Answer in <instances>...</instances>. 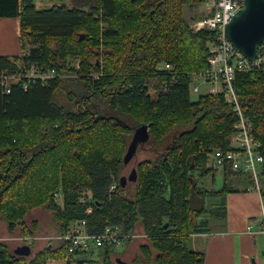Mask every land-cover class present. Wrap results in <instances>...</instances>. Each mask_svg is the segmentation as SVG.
<instances>
[{"label": "trees", "instance_id": "1", "mask_svg": "<svg viewBox=\"0 0 264 264\" xmlns=\"http://www.w3.org/2000/svg\"><path fill=\"white\" fill-rule=\"evenodd\" d=\"M49 1L53 4L39 6L38 0H0V17H19L23 46L26 38L35 45L21 56H0V70L25 63L60 71L75 60L83 69L76 73L77 81L83 80L88 94L76 102L84 109L76 107L65 114L53 99L63 81L58 77L47 84L28 79L26 89L24 82L15 83L10 92L0 87V212L9 231L18 225L29 234L37 230V221L30 229L24 218L42 205L52 213L59 234L81 219L91 233L108 225L133 232L141 218L145 234L159 252L156 264H204L203 255L190 243L192 216L204 211L207 194L192 183L188 170L205 173V151L213 146L230 148V133L238 119L221 94L191 98V74L207 65L212 36L195 30L184 17V8L209 0ZM159 61L173 69H163ZM87 70L99 76L83 75ZM235 86L244 112L254 121L264 156V73H242ZM133 123H149L146 144L153 145L158 155L136 167L139 185L134 199H123L128 208L105 221L102 212L109 189L114 195L123 192L119 171ZM176 127L183 128L173 130ZM168 135L172 142L164 144ZM117 177L119 185L113 183ZM82 181H88L96 201L103 204L91 215L69 194L65 207L54 198L61 186ZM260 183L264 196V163ZM227 190L234 189L225 180L221 193ZM121 203L122 199L114 202L112 210L120 213ZM50 244L30 261L0 244V264H47L66 256L64 241ZM141 252L148 260L153 256L150 245H143ZM90 256L82 252L77 263L87 259L99 264Z\"/></svg>", "mask_w": 264, "mask_h": 264}, {"label": "built area", "instance_id": "2", "mask_svg": "<svg viewBox=\"0 0 264 264\" xmlns=\"http://www.w3.org/2000/svg\"><path fill=\"white\" fill-rule=\"evenodd\" d=\"M209 1L213 5L212 13L192 24V27L197 31L210 32L212 38L209 44L207 65L201 71L191 74L190 92L199 93L202 86H207V90L202 94L223 95L227 103L236 111L238 119L230 137V148H213L209 152L208 163L210 167L223 171H231L240 175L249 173L256 189L260 190V177L264 163V156L261 153L262 143L256 135L252 117L247 115L241 106L235 80L242 73L252 71L264 73V44L259 46L257 57L250 60L227 38L226 27L233 16L244 6L245 0ZM162 68L173 69L172 65L167 62L163 64ZM58 76L59 73L55 68L43 69L34 64L27 66L25 63H21L13 70L10 68L0 70V87L6 92H10L12 84L24 82L26 89L28 79H40L47 84L50 79ZM196 80L200 82L193 84ZM115 187L116 185H113L112 189ZM60 197L61 192L54 194L55 201H58ZM86 224L85 219L78 220L75 224L70 225L63 234L55 237L67 244V254L64 258L68 264H78L77 258L82 252L86 254L94 249L120 246L124 241L130 240L134 236L132 232L122 231L119 226H106L102 231L91 233L87 230ZM262 227L264 232V212ZM251 228L250 225L249 229ZM24 238L25 244L32 247L33 238L30 236ZM82 264H92V262L86 259Z\"/></svg>", "mask_w": 264, "mask_h": 264}, {"label": "rangeland", "instance_id": "3", "mask_svg": "<svg viewBox=\"0 0 264 264\" xmlns=\"http://www.w3.org/2000/svg\"><path fill=\"white\" fill-rule=\"evenodd\" d=\"M51 4H53V2L49 1V0H38L39 6H47V5H51ZM212 11H213V5H212L211 1H207L205 3H201V4H198L195 6L187 5L184 8V17L189 21V24L192 25L194 23V21H197V20L204 18L205 16L211 14ZM25 41H26L25 42L26 50L28 52L35 45L30 43L27 38L25 39ZM89 62L92 63L93 60H90ZM164 62L165 61H159L158 64L161 66L162 64H164ZM81 67L82 66L79 64V62H77V64H76L75 60H73V61L70 60L69 62H67L65 69H62L60 71L57 70L59 73L58 79L63 80V81L61 83V86L58 87L57 89H55V92L53 94V99H54L56 105L60 106L63 109L65 114L71 112L72 110H75L76 107H80L81 109L85 108L84 104L82 105L81 102H79L76 106V102L80 101L83 96L88 94L87 90H86L87 92L83 91V89H84L83 80H82V82L77 81L78 74H82V72H83V69L81 70ZM87 71L84 72L83 75H85V73H91L95 77L99 76V73H97L96 71L95 72L94 71H90V72L88 71L87 72ZM77 72H78V74H76ZM198 82H200V81L196 80V81H194L193 84H196ZM206 90H207V86L204 85L201 87V91L199 93H195V92L191 91V98L193 100H196L198 98V96L200 94L204 93ZM36 123H38V122H35L34 124H36ZM139 124H141V123H136V124L133 123L131 126H132V128L135 129L136 126H138ZM181 128H183V127H176L173 130L181 129ZM232 133L233 132L230 133V137H231ZM169 134H171V132ZM132 135H133V133L130 136L129 142L131 141ZM172 138H173L172 135H168L167 138L164 140V144L165 143H171ZM214 147L215 146L210 147L209 149H207L205 151L206 164L204 166L206 169H208L205 173H203V170L202 171L198 170V168H196V169L192 168V169L188 170V176L190 177L192 183L195 184L199 189H201V191H202V189H204L203 191H205V193L207 194L205 196L204 203L202 204V206H204V208L208 211H212V208H215L216 193H213V192H215L217 187L221 186L225 180H226V182H229L230 187H232L233 189H237L238 186L240 187L242 185L251 186L254 183V181L251 178L249 173H245L243 175L238 176L237 174H233L229 171H223L222 169H216V168L210 167L209 163H208V156H209V152ZM155 151H157V149L154 150L153 145H151V144H146L143 148L139 149L137 151L138 153L134 156V158L128 164H123L120 167L119 178L122 175L128 176L130 174L132 168H134V167L138 168V166L142 163V161H144L146 159L154 160L156 158V156L158 155V154H156ZM205 174H208V175L204 176ZM117 180H118V177L113 180V183H117V185H119V182ZM86 182L85 181L73 182V183H70L67 186V188L61 186L59 188L61 190V197L56 203H58L62 207H65L66 196L69 194L71 198L73 197V201L75 203L82 204L88 209V212H87L88 215L93 214L94 211L96 210V207L100 208L101 207L100 205H103V204H100L99 199H98V201H96V198L94 197V190H93L92 186L88 183V181H86ZM138 185H139V183L137 181H128L126 183L125 187H121L123 189V192L120 193L119 195H114L115 191H111L109 189L108 198H105L106 201H104V205H105V202L107 203V209H106L105 213L102 212L103 213L102 217L105 218V221L108 220V215H111L110 217H113L116 214L120 215L128 208L127 206H125L123 199L125 197H127L128 199H134ZM115 190H118V188ZM75 199H76V201H75ZM119 199H122V203H121L122 210H119L120 213L112 210V205L114 204V202L119 203ZM97 203H99V204H97ZM45 207H46V205H42V206H37L34 209H31L34 211H36V210L38 211L34 214V217L35 218L39 217V220L42 223H44V221H48V218H49L50 213H51L49 211V209L47 207H46L47 208L46 209ZM111 211H112V213H111ZM199 216H200L199 213H198V215L196 214V215L192 216L193 222L195 224L194 230L192 232H198L201 229V227L203 226V222H204L203 219L200 220L199 224L197 223L196 217L198 219ZM141 221H142L141 218L139 220L135 221V224L133 226V232H132L133 234L134 233L135 234L133 237H131V239L124 246V248H123V245H120V246L114 245L111 247H105L99 252H97V250H94V253H92V255H94V254L98 255L97 257H99V260H100V261H98V263L100 264V262L102 263L103 260H105V263H108V264H118L115 260V257L119 256L122 259L127 260L130 264H156L155 258L159 254V252H158V250H156L155 247H153L151 240L148 237V235L145 234V231H144V228H143ZM108 226H110V225H108ZM30 229H32V228H30ZM26 232L27 231H24L21 228V225H18L17 229H15L13 232H10L9 228H8V224L5 220V217L0 212V244L5 245L13 255H15L13 252V249H15L17 246H19L21 244H25V242H26L25 238H24L25 236L32 237L33 238V244H34L35 240L37 239V236H35L34 232H32L31 234H29V233L26 234ZM58 241H59V239L58 238L55 239V237H54L50 242H54L55 244H57ZM50 242H49V244H50ZM190 244L192 246V241ZM143 245H148V246L150 245V248L153 252L152 253L153 256L149 260L146 259L141 252V247ZM32 248H33V246H32ZM34 253H35V250H34ZM34 256H35V254L32 256H29V257H24V258L26 260L30 261L31 259L34 258Z\"/></svg>", "mask_w": 264, "mask_h": 264}, {"label": "crops", "instance_id": "4", "mask_svg": "<svg viewBox=\"0 0 264 264\" xmlns=\"http://www.w3.org/2000/svg\"><path fill=\"white\" fill-rule=\"evenodd\" d=\"M26 51L21 40L20 18L1 16L0 56H21ZM222 185L215 190V208L212 211L204 209L197 219V223L202 219L204 222L201 231L191 234L192 249L203 255L204 264H264V196L261 190L253 188V185H242L237 187L239 190H227L223 195ZM243 187L248 189H242ZM36 212L38 211L27 212L24 225L33 228V222H38V228L34 231L37 239L32 245L33 251L38 253L59 235V226L52 213L48 221L42 223L39 217H34ZM128 242L129 240L124 241L123 248ZM94 250L99 252L102 249ZM94 250L90 252L91 256L95 261H100L98 255H92ZM47 264L68 263L63 257L50 259Z\"/></svg>", "mask_w": 264, "mask_h": 264}, {"label": "water", "instance_id": "5", "mask_svg": "<svg viewBox=\"0 0 264 264\" xmlns=\"http://www.w3.org/2000/svg\"><path fill=\"white\" fill-rule=\"evenodd\" d=\"M228 40L240 50L247 58L254 60L258 54V48L264 44V0H245L244 6L233 16L226 27ZM150 140L149 124H142L134 129L131 141L123 157L124 164H128L140 146ZM137 168H132L130 174L120 177L121 187H125L128 181H137ZM168 224L165 225V228ZM14 254L21 257L34 255L32 247L21 244L14 249ZM118 264H130L128 261L116 257Z\"/></svg>", "mask_w": 264, "mask_h": 264}, {"label": "bare ground", "instance_id": "6", "mask_svg": "<svg viewBox=\"0 0 264 264\" xmlns=\"http://www.w3.org/2000/svg\"><path fill=\"white\" fill-rule=\"evenodd\" d=\"M174 167V166H173ZM114 176V175H113ZM168 177V176H167ZM99 179V178H98ZM57 192V191H56ZM112 200V199H111ZM75 201H76V199H75ZM111 203V202H110ZM57 209V208H56ZM199 224V223H198ZM35 237V236H34Z\"/></svg>", "mask_w": 264, "mask_h": 264}]
</instances>
